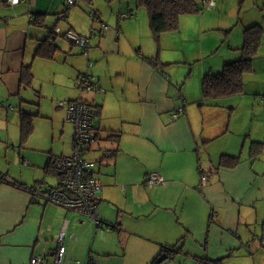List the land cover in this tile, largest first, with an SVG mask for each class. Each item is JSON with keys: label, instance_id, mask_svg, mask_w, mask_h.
Here are the masks:
<instances>
[{"label": "crops", "instance_id": "1", "mask_svg": "<svg viewBox=\"0 0 264 264\" xmlns=\"http://www.w3.org/2000/svg\"><path fill=\"white\" fill-rule=\"evenodd\" d=\"M212 1L206 9L198 0L201 11L155 38L148 12H135L132 0L109 13L93 0H0V136L10 142L4 165L18 169L0 174V264H29L32 256L53 264L60 245L62 264H264V16L244 15L243 0ZM252 24L263 31L241 91L206 95L205 78L240 58ZM55 25L61 38L47 40ZM67 32L88 39L87 54L68 51ZM43 43L56 47L53 58L36 56ZM25 67L30 87L21 82ZM85 74L98 92L78 88ZM42 98L54 102L58 126L72 125L70 135L53 132L56 150L36 132L47 118ZM62 100L97 111L84 158L102 186L95 200L104 227L38 196L59 184L49 171L54 160L72 155L74 126ZM31 105L40 112L25 111ZM22 113L33 127L26 140ZM224 155L238 162L223 167ZM150 174L164 183L145 187Z\"/></svg>", "mask_w": 264, "mask_h": 264}, {"label": "built area", "instance_id": "2", "mask_svg": "<svg viewBox=\"0 0 264 264\" xmlns=\"http://www.w3.org/2000/svg\"><path fill=\"white\" fill-rule=\"evenodd\" d=\"M22 0H8L10 5H17ZM67 6L75 4L76 0H65ZM203 8L212 9L214 2L212 0H202ZM90 16L93 19L98 14L90 10ZM60 16L61 19L66 17V11ZM124 17V16H123ZM60 35V30L55 28L51 32L49 39ZM65 39L73 45L82 49L83 54H87L88 39L78 36L74 33L67 32ZM90 67L91 64L88 63ZM77 86L82 92L96 91L98 87L91 81L88 74L82 75L77 81ZM264 102V99H263ZM58 107L65 108L67 120L74 126L73 151L71 156H62L54 160V166L59 174V185L54 189L43 190L38 196L55 205L73 210L81 215L89 217L98 227L105 225L99 219L97 213L98 203L95 197L102 191L101 184L91 176L90 164L85 160L84 154L87 146L94 141L93 137V120L97 111L82 101L69 103L65 101L58 102ZM178 115L175 114L173 118ZM207 175L201 174V180L205 181ZM164 183L163 178L157 174H150L146 178L145 187L153 188ZM65 256V248L60 245L54 255L53 264H62ZM29 264H46L45 260L40 256H32Z\"/></svg>", "mask_w": 264, "mask_h": 264}, {"label": "trees", "instance_id": "3", "mask_svg": "<svg viewBox=\"0 0 264 264\" xmlns=\"http://www.w3.org/2000/svg\"><path fill=\"white\" fill-rule=\"evenodd\" d=\"M136 5L144 6L147 9L149 26L155 38H158L161 33L176 30L179 16L196 13L202 9L195 0H136ZM39 17L36 16L34 21ZM262 31L263 29L260 24H255L244 29V43L240 50V58L226 63L219 74L214 76L208 75L205 78L203 87L206 95L210 93H224L228 96L241 91L243 85L242 76L250 70L251 61L261 43ZM55 50V46L43 43L36 51V56L51 59ZM21 82L25 87H30L32 74L29 67L23 69ZM20 128L22 140H26L33 129L29 114L22 113ZM111 138L113 136H110ZM237 160L235 156L224 155L221 158L220 165L230 168L236 165ZM47 168H50L49 165H47ZM49 171L50 173H57L54 163ZM19 187L21 186L19 185Z\"/></svg>", "mask_w": 264, "mask_h": 264}, {"label": "rangeland", "instance_id": "4", "mask_svg": "<svg viewBox=\"0 0 264 264\" xmlns=\"http://www.w3.org/2000/svg\"><path fill=\"white\" fill-rule=\"evenodd\" d=\"M121 1L123 3L129 2V0H93V7L99 6L104 12L106 11L107 13H109V11H110V9L112 7H117L118 8V5H119V3ZM135 1L136 0H132V5H133V10L135 9V12H136V10H137L136 9V6L138 7V5H136V2ZM197 1L198 0H196V2ZM83 4L84 3H82L79 6H80V8L84 12H86V6L83 5ZM243 5H244V9H243L244 15L250 16V17H259V16H262V15L264 16V0H243ZM138 8L142 12V14H147V9L144 6H139ZM88 12L89 11L87 10V13ZM252 23H257V22H252ZM252 25H255V24H252ZM252 25H249V26H252ZM249 26H247V27H249ZM58 38L59 39L61 38L60 35H59ZM64 41H66V39H64ZM66 43L67 44H65V45H66L68 51H70V49H71L70 52H72V53H79V50H80L79 47L70 45V43L68 41H66ZM40 83L41 82H39V85H40ZM32 94L35 96V98H37V96L35 95L34 92ZM65 101H68V100H65ZM42 102L48 103V104H46V106L44 107V109H43V104H42V108H41L42 112H40V108H38V110H37V108L35 109V107H33L32 105H31V107L33 109H29L28 106H25V111H30V112H34V113L37 112V111H39L42 115L46 111V115L44 114V116L47 117V118H43V119H41V120H39V121L36 122V123H38V125H37V131L36 132L38 134H48L46 136V138L44 139V141H43V145L46 146V147L49 146L48 147V150H51V149L56 150L57 148L54 147L53 145H51V142H52L51 137H52L53 132L55 131L57 135H60V132H64V134H69L70 135V132L72 131V129H70V127H72V125H70V124L69 125H62V124L60 125V123H59V126H58V123H57L58 120L56 121L54 119V121H53V118H50L51 115L54 112L55 107H56L54 105V102L51 101V100H49V98H42ZM262 108L264 109L263 106H262ZM59 109H61V108H59ZM16 111H18V110L16 109ZM62 118H63V120H65L66 119V115H64ZM62 118H60V119H62ZM61 122H62V120H61ZM1 125L4 128L5 123H3ZM71 134H72V132H71ZM41 136H40V139H41ZM67 136L68 135H64L65 138ZM40 139H39V141H40ZM7 141L8 140L5 138L4 135H1L0 136V174L1 173H6L9 170L12 173L15 172V171L16 172L18 171V169H16V168L13 167L14 164H12V165H4L5 156L7 155V152H8L5 147H7V143H10V142H7ZM12 143H13V145L15 147H18L19 146V141H13ZM31 144H34L33 141H31ZM23 154L26 155L28 153L25 154L23 152ZM12 155H13V152L9 154V156H11L13 158ZM90 157L96 158V154L92 153L90 155ZM15 163H17V162H15ZM9 166H12V167L9 168ZM48 182H50L51 184L52 183L54 184L55 183V178L49 177Z\"/></svg>", "mask_w": 264, "mask_h": 264}, {"label": "water", "instance_id": "5", "mask_svg": "<svg viewBox=\"0 0 264 264\" xmlns=\"http://www.w3.org/2000/svg\"><path fill=\"white\" fill-rule=\"evenodd\" d=\"M56 26L57 25H55V26H52V27H50L49 28V34H48V37H47V40H48V38L51 36V32H52V30L53 29H55L56 28ZM57 36H55V38H56ZM54 38V37H53ZM166 258V256H162V257H160L158 260H157V262L156 263H160L162 260H164ZM91 264H93V263H91Z\"/></svg>", "mask_w": 264, "mask_h": 264}]
</instances>
